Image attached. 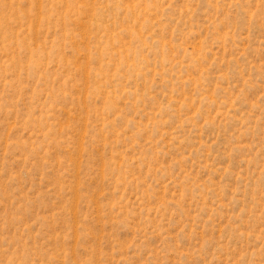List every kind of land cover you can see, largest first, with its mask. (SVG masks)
I'll return each mask as SVG.
<instances>
[{
    "label": "rangeland",
    "instance_id": "374dc122",
    "mask_svg": "<svg viewBox=\"0 0 264 264\" xmlns=\"http://www.w3.org/2000/svg\"><path fill=\"white\" fill-rule=\"evenodd\" d=\"M0 264H264V0H0Z\"/></svg>",
    "mask_w": 264,
    "mask_h": 264
}]
</instances>
